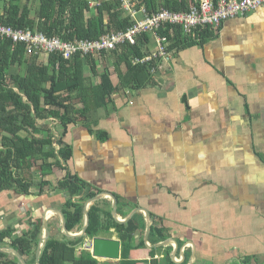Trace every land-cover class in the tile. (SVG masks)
<instances>
[{
	"label": "crops",
	"instance_id": "crops-1",
	"mask_svg": "<svg viewBox=\"0 0 264 264\" xmlns=\"http://www.w3.org/2000/svg\"><path fill=\"white\" fill-rule=\"evenodd\" d=\"M213 33L203 45L173 50L154 87L118 91L106 114L65 134L57 126L72 152L67 170L54 166L42 177L33 166L29 195L0 193V232L11 226L20 237L52 213L50 237L61 240L53 209L63 213L71 195L52 185L69 172L86 188L75 199L101 196L89 210L97 204L128 220L119 224L137 218L124 250L114 228L100 236L120 240L121 255L99 264H264V6ZM39 197L44 205L35 204ZM36 252L26 264H37Z\"/></svg>",
	"mask_w": 264,
	"mask_h": 264
},
{
	"label": "trees",
	"instance_id": "trees-1",
	"mask_svg": "<svg viewBox=\"0 0 264 264\" xmlns=\"http://www.w3.org/2000/svg\"><path fill=\"white\" fill-rule=\"evenodd\" d=\"M23 1L25 3L22 5ZM36 1L39 8L34 17L31 0H0V24L15 29L37 30L48 37H59L65 41L97 40L111 32L126 31L131 25L129 19L123 17L120 2L104 1L91 9L90 0ZM193 3L194 0H139V4L150 13L160 9L184 12ZM160 32L169 36V31ZM195 34L188 38L181 31H176L174 37L170 38L172 44L169 51L176 49L180 52L190 46H200L214 37L213 30L209 29ZM146 39L148 37L140 40L137 46L124 47L121 54L114 52L99 57L107 65L110 62L113 66L119 80L117 86L112 83V74L107 66L103 71H97L93 56L83 59L77 55L70 61L50 56L39 63L34 56L26 55L24 46L13 47L10 41H0V193L29 195L33 185L30 171L37 161L42 160L39 171L42 177L52 174L54 166L67 170L72 156L69 147H62L58 153L49 149L54 139L49 127L51 120H56L65 134L78 121H87L91 112L106 109L118 91H139L155 86L150 73L153 64L132 65L133 58H141L148 53L144 50ZM85 65L91 68L93 75L99 77L97 85L85 75ZM13 69L16 71L13 72ZM79 104L82 108H78ZM50 159H55L56 163H50ZM47 184L46 181L42 182V186ZM54 188L69 191L71 198L63 207L66 227L69 232L76 229L81 232L84 202L98 193L89 191L80 200L75 199L86 188L69 172L55 182ZM104 213L97 204L90 208L86 237H100L114 228L123 243V250L128 248L137 229V218L127 224H119L109 211L107 215ZM33 225L34 228L17 238L11 226L1 231L0 248L9 246L28 263L31 256L35 257L43 230L42 220ZM160 238L151 239L150 242L156 244ZM84 242L85 238L65 236L57 240L50 237L42 249L40 264H99L91 251L82 250ZM0 264L20 263L13 255L0 253Z\"/></svg>",
	"mask_w": 264,
	"mask_h": 264
},
{
	"label": "built area",
	"instance_id": "built-area-1",
	"mask_svg": "<svg viewBox=\"0 0 264 264\" xmlns=\"http://www.w3.org/2000/svg\"><path fill=\"white\" fill-rule=\"evenodd\" d=\"M104 1L121 3L123 17L128 18L131 24L126 31L111 32L97 40L65 41L59 37H48L37 30L15 29L0 24V41H10L13 47L24 46L27 56H34L42 63L50 56L70 61L77 55L83 59L89 56L98 59L102 54H121L124 47L137 46L140 40L144 41L148 37L144 48L148 53L141 58H133L132 65L153 64L150 73L155 78L174 60V51H169V47L172 44L170 38L174 37L176 31H181L188 38L195 36L197 31H216L224 22L264 6V0H194L184 12L160 9L150 13L139 4V0H90L89 7L94 9ZM160 31H169V36ZM57 126L58 122L51 120L50 128L54 133L52 149L55 153L62 148L60 135L54 132Z\"/></svg>",
	"mask_w": 264,
	"mask_h": 264
},
{
	"label": "water",
	"instance_id": "water-1",
	"mask_svg": "<svg viewBox=\"0 0 264 264\" xmlns=\"http://www.w3.org/2000/svg\"><path fill=\"white\" fill-rule=\"evenodd\" d=\"M105 195V194H103ZM109 195V194H108ZM112 200H113V213L116 215V209H117V200L114 196L110 195ZM101 196H95L93 198L88 199L87 201L84 202V226L81 232L79 233H71L67 230L66 227V221L65 217L62 212L53 209L54 212L59 214V216L62 219L63 223V231L64 235L68 238H85V244L83 250L85 251H91V255L94 259L96 260H107V261H119L120 260V255H121V241L118 239H110V238H103V237H95L93 239H90L86 237V231L89 226V207L91 204L96 202L97 200H100ZM142 210V209H139ZM145 212V211H144ZM146 216L150 218L149 214L145 212ZM115 221L117 223H126L128 220L125 222L119 220L117 217L115 218ZM43 225H44V232L43 236L39 240L38 246H37V252H36V261L37 264H40V256L42 249L44 247V244L47 242V240L50 238V231H49V224H48V218L45 217L43 219ZM150 231V226L148 228V232ZM0 253H6V254H12L14 257H16L19 261L20 264H26L24 258L14 249L11 248H0Z\"/></svg>",
	"mask_w": 264,
	"mask_h": 264
},
{
	"label": "rangeland",
	"instance_id": "rangeland-1",
	"mask_svg": "<svg viewBox=\"0 0 264 264\" xmlns=\"http://www.w3.org/2000/svg\"><path fill=\"white\" fill-rule=\"evenodd\" d=\"M32 1V3H31V5H30V8H31V11H32V14H33V16L35 17V13L37 12V10H38V8H39V6H38V2L36 1V0H31ZM23 3H25V1L23 2ZM140 19H142L141 17H140ZM199 46V45H198ZM95 63H96V68H97V71H103L104 70V68H105V66H107L108 68H109V70H110V72H111V74H112V76H115V72H113L114 71V68H113V66L111 65V64H109L110 62H108V65H107V63H104V60L103 59H96L95 60ZM85 74L87 75V77L89 76V78H91V80L93 81V83H97V82H99V77L98 76H95V75H93V73H92V70H91V68L90 67H88V65H85ZM13 72H15L16 70L15 69H13L12 70ZM122 71H124V68H122ZM113 80H116V77H111ZM78 106V108H82V105H77ZM108 111H106V109H103V110H100L99 111V113L97 114V116H101V115H104V114H106ZM94 113L93 112H91L89 115H88V118L90 119L91 118V115H93ZM23 135L25 136V134L23 133ZM0 143H1V135H0ZM42 166V160H40V161H37V163H36V168L37 169H40L39 167H41ZM36 170V169H35ZM37 171V170H36ZM54 185L55 184H53L52 186L54 187ZM46 186V185H45ZM43 188H45L44 186H42ZM38 203H35V204H43L44 205V200H43V197H39L38 198V201H37ZM55 218V217H54ZM72 233V232H71ZM75 234L76 233H79V232H74ZM23 234V233H22ZM107 236V235H106ZM14 237H16L17 238V236L16 235H14ZM19 237V236H18ZM21 237V236H20ZM65 236H63L62 237V239L64 238ZM52 238H53V236H52ZM84 244H85V242H84ZM83 248H84V246H83ZM82 248V249H83ZM12 255V254H11ZM108 264V263H107Z\"/></svg>",
	"mask_w": 264,
	"mask_h": 264
},
{
	"label": "bare ground",
	"instance_id": "bare-ground-1",
	"mask_svg": "<svg viewBox=\"0 0 264 264\" xmlns=\"http://www.w3.org/2000/svg\"><path fill=\"white\" fill-rule=\"evenodd\" d=\"M51 214H52V213H49V214H48V216H49L48 219L50 218Z\"/></svg>",
	"mask_w": 264,
	"mask_h": 264
}]
</instances>
